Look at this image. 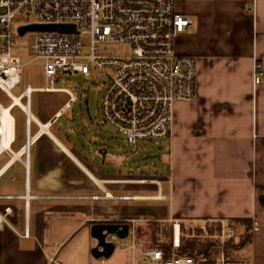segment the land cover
Wrapping results in <instances>:
<instances>
[{
    "label": "crops",
    "instance_id": "crops-1",
    "mask_svg": "<svg viewBox=\"0 0 264 264\" xmlns=\"http://www.w3.org/2000/svg\"><path fill=\"white\" fill-rule=\"evenodd\" d=\"M175 9L191 18L175 49L195 59L196 86L192 102L174 105L164 151L154 149L158 156L152 158L166 156L164 169L137 174L144 169L128 163L148 149L132 152L101 110L95 124L81 111L78 123H65L80 98L71 102L62 83L52 93L30 86L36 108L34 115L31 95L30 114L47 124L46 131L29 124L27 160L15 161L0 178V196L21 197L27 185L35 197L29 202V236L0 229V264H98L90 255L94 224L221 219L262 227L253 232L248 262L264 264V79L253 83V65L264 70V0H177ZM15 107L10 149L19 143L18 151L27 125L18 108L25 128L17 142ZM16 162L20 167L13 171ZM147 187L156 193H139ZM3 205L18 215L11 222L22 230L23 202Z\"/></svg>",
    "mask_w": 264,
    "mask_h": 264
},
{
    "label": "built area",
    "instance_id": "built-area-1",
    "mask_svg": "<svg viewBox=\"0 0 264 264\" xmlns=\"http://www.w3.org/2000/svg\"><path fill=\"white\" fill-rule=\"evenodd\" d=\"M176 1L0 0V93L10 100L6 108L0 105V155L5 153L9 157L0 167V178L15 161L27 160L28 147L33 139L29 124L35 123L41 129L37 119L30 121V98L34 90L27 86L16 97L18 102L25 99L22 108L18 107L26 116L25 143L16 152L10 149L12 140L4 143L8 126L3 114H8L14 106L15 97L11 91L20 84L22 77V64L14 51L15 43L28 33L33 34V43L29 46L33 59L43 61L45 87L42 90L57 91L59 77L63 74L77 73L90 78L91 70L100 72L108 77L101 99L103 121L115 127L132 152L141 149L144 143L168 139L174 105L193 101L196 86L195 59L177 55L174 50L176 39L191 24L188 15L176 11ZM31 24L68 25L74 27V32H28L19 36L18 29ZM108 45H124L130 53L127 57L101 54V47ZM263 79L264 70L260 63H255L254 85ZM64 91L69 94L71 102L76 100L75 95ZM43 127L46 129L47 124ZM155 184L160 187V181L156 180ZM33 198L27 185L21 197L0 196V201L21 200L24 207L22 233L11 222L13 213H16L8 205L0 206V229L8 227L19 237H28V209ZM135 223L129 222L126 238L129 242L112 234L107 236L106 241L113 245V251L109 258L101 259V264H132L136 249ZM219 224L223 228V237L232 238L230 223L220 220ZM145 254L150 258L149 264H194L190 259L171 257L170 254L164 258L161 250ZM215 264L242 263L219 259Z\"/></svg>",
    "mask_w": 264,
    "mask_h": 264
},
{
    "label": "rangeland",
    "instance_id": "rangeland-1",
    "mask_svg": "<svg viewBox=\"0 0 264 264\" xmlns=\"http://www.w3.org/2000/svg\"><path fill=\"white\" fill-rule=\"evenodd\" d=\"M33 43V34L28 33L24 37L18 39L16 41V47L14 48L15 53L19 56V59L22 64V77H21V82L18 86H16L12 91L11 95L13 97H18L27 86H32V87H39V88H44L45 87V81H44V74H43V61L39 59H33L32 52L29 49V46ZM175 53L176 52V49ZM130 53V50L128 47L124 45H108L106 47H101V54L110 56V57H127ZM179 55V54H177ZM112 73V71L110 72ZM91 77L86 78L80 74L77 73H70V74H63L60 75L59 77V83H62L60 87L66 88L67 91L80 98V101L75 104V113L72 114V117L69 119V117H66L64 120L65 123L69 122L70 120H74L75 123L79 122V112H82L83 119H89L88 114H91V119L93 122H96V117H97V111L100 112L101 110V105H100V100L104 94V91L106 89V84L108 82V77L105 75L101 74L100 72H95L94 70H91ZM83 95V97H82ZM86 100L88 101L86 104ZM20 102L24 105L25 104V99H21ZM192 102V101H191ZM10 103V100L7 99L5 95L0 93V105L4 108H6ZM180 103V102H179ZM182 103H190V102H182ZM89 108V111L87 109ZM31 112L35 115L36 114V108H35V96L32 95V105H31ZM88 112V114H87ZM102 114V112H101ZM11 115L13 118L15 117L16 119V135H17V142L20 140L24 139V114L20 112L18 108H14L13 111L11 112ZM66 113L64 114V116ZM63 116V117H64ZM98 121L100 119H97ZM94 122V124H95ZM82 128V127H81ZM33 130V129H32ZM19 143L16 145H13L11 149L13 151H16L19 148ZM143 149H148L145 151H140L135 157H133L132 161L128 163V165H131L133 169L137 168L139 166L141 169L137 172L139 175H146L148 176L150 173L156 170H163L164 166H166V156L164 154H159V158H146L144 160V157L146 156H158V152L154 149L164 151V143L163 142H147L143 144ZM128 151V148H126ZM129 153V152H127ZM8 159V154H3L2 157H0V166L4 164V162ZM22 161L24 158H21ZM20 162H16L13 165V171H15L17 168L20 166ZM148 169V170H145ZM128 170V169H127ZM11 175V174H9ZM143 187H146L145 185ZM140 194H155L156 192L153 189L146 188L142 191L139 192ZM81 218V216L76 217ZM83 218V217H82ZM12 220V218L10 219ZM221 220H227V219H221ZM220 220L217 221H199V220H189V221H174V222H167L163 224H169L172 225V242L173 246L171 247L170 255L171 257H179V258H186L190 259L193 261L194 264H215L217 260L222 259L224 262L227 263H242L246 264L248 261V256H244L240 259H235V258H229L227 257L226 253L228 254V248L227 244L230 242L236 243L238 241L237 235L235 232V229L233 225H229L231 229L233 230V237L230 239H226L223 237L222 230L223 228L221 227L220 224L215 225L217 228V234L215 236L216 240L213 242L214 244H218V248L213 249L211 252L212 258L211 260H208L204 258L203 255H181L179 248L181 245V234H182V226L185 228L186 231L190 232H197V231H206L207 230V224L217 222L219 223ZM229 223L230 221L227 220ZM206 222L207 224L203 225V223ZM175 225L178 226V228H175ZM251 228V235H253V232L255 230H259L260 227L257 225L255 222H253ZM80 228V227H79ZM78 228V229H79ZM24 229V227H23ZM22 230H18L19 233L23 232ZM177 231L178 234V244L174 245V234ZM15 234V233H14ZM17 235V234H16ZM18 236V235H17ZM29 236V235H28ZM124 241H128V239H124ZM136 242V240H135ZM75 245L79 244L81 245V248L84 246V242L81 241V236H76L74 239ZM160 242L155 241L154 246L151 249L147 248H142L139 243H135L136 249L134 251V260L131 262L132 264H149L150 263V258L147 256L145 253L152 252V251H159V247L162 245H166V243L163 241L161 245H159ZM64 245V244H63ZM61 245V247L63 246ZM60 247V248H61ZM203 248H199L197 251L203 250ZM247 251L250 255V250L247 248ZM66 253V248H63L62 252L60 255H63ZM246 253V252H245ZM243 258L245 261H243ZM94 259V258H93ZM101 259L104 258H99L97 259L98 264H101ZM52 261V260H51ZM60 261V260H59ZM61 264H71L70 262H65V261H60Z\"/></svg>",
    "mask_w": 264,
    "mask_h": 264
},
{
    "label": "trees",
    "instance_id": "trees-1",
    "mask_svg": "<svg viewBox=\"0 0 264 264\" xmlns=\"http://www.w3.org/2000/svg\"><path fill=\"white\" fill-rule=\"evenodd\" d=\"M217 222H211L207 224L206 231H197L190 232L186 231L184 226H182V234H181V245L179 248L181 255H203L204 258L211 260L212 255L211 252L213 249L218 248V244H214L213 242L216 240L215 236L217 234V228L215 225H218ZM230 224L233 225L238 241L236 243L230 242L225 246L228 248L227 257L240 259L244 256H248L250 259V255L247 251V248L251 250L252 244V235L251 228L252 225L249 221H232L230 220ZM135 231V240L137 243L141 245L143 248L151 249L154 246V242L158 240L160 242L159 245L164 241L166 245H162L159 249L164 253V258L169 257V253L172 247V225L169 224H139L134 227ZM203 250L197 251L199 248H203ZM246 252V253H245ZM243 261L244 258H243ZM246 264H249L247 261Z\"/></svg>",
    "mask_w": 264,
    "mask_h": 264
},
{
    "label": "water",
    "instance_id": "water-1",
    "mask_svg": "<svg viewBox=\"0 0 264 264\" xmlns=\"http://www.w3.org/2000/svg\"><path fill=\"white\" fill-rule=\"evenodd\" d=\"M28 32H57L73 33V26L62 25H36L31 24L18 29L19 36ZM152 159V156L144 157ZM129 229L128 223H100L90 227V237L95 241L94 247L90 250V255L95 260L99 258L107 259L113 251V245L106 241L109 234L117 236L119 239H126Z\"/></svg>",
    "mask_w": 264,
    "mask_h": 264
},
{
    "label": "bare ground",
    "instance_id": "bare-ground-1",
    "mask_svg": "<svg viewBox=\"0 0 264 264\" xmlns=\"http://www.w3.org/2000/svg\"><path fill=\"white\" fill-rule=\"evenodd\" d=\"M13 102L15 103L14 106H17V107H21L22 108L21 102H18V100L16 98L13 100ZM14 106H12V107H14ZM23 109H25V108H23ZM10 111H11V109H10ZM3 115H4V118H5V122H6L7 126H8L7 140L4 141V143L5 144H8V142L12 139V118L10 116V112L8 114L7 113H4ZM30 121H37V120L32 117V118H30ZM37 123L39 124V127L41 128L42 131H46L45 127H43V125L40 124L39 121H37ZM173 241H174V243H178V234H177V231L174 234V240Z\"/></svg>",
    "mask_w": 264,
    "mask_h": 264
}]
</instances>
